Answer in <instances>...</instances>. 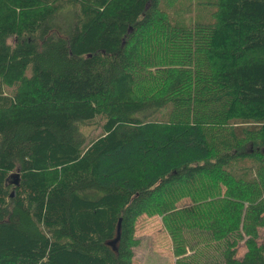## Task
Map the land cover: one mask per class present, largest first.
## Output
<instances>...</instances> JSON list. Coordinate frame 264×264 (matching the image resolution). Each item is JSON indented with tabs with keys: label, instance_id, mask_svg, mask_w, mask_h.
<instances>
[{
	"label": "trees",
	"instance_id": "16d2710c",
	"mask_svg": "<svg viewBox=\"0 0 264 264\" xmlns=\"http://www.w3.org/2000/svg\"><path fill=\"white\" fill-rule=\"evenodd\" d=\"M165 1L0 0V264H133L154 213L175 264H264L260 219L232 232L221 189L264 147V0L196 25Z\"/></svg>",
	"mask_w": 264,
	"mask_h": 264
},
{
	"label": "rangeland",
	"instance_id": "374dc122",
	"mask_svg": "<svg viewBox=\"0 0 264 264\" xmlns=\"http://www.w3.org/2000/svg\"><path fill=\"white\" fill-rule=\"evenodd\" d=\"M216 0H166L162 3L161 10L167 15L172 24L183 22L187 25L214 23V15ZM194 59V58H193ZM198 60V58H195ZM207 61V60H205ZM217 63L212 61V66ZM191 69L194 66L190 67ZM257 111H250V119L256 124V120L262 119L261 114ZM259 115V116H258ZM257 118V119H256ZM252 124L253 122H249ZM104 124L103 117L98 116L94 121L81 126L86 143L97 139L102 133ZM258 137L249 139L246 143H242L238 150L244 153H253L252 158H247L238 162L234 170V175L248 172L243 176L241 183H228L223 189H227V199L229 198V209L224 223L229 220L233 232V223H236L238 214L246 216V226L255 228V216L260 219L261 227H257L258 240L260 243L264 241V147L260 144ZM240 176V175H239ZM227 199L225 201H227ZM232 203V204H231ZM235 211L230 215V211ZM236 211L238 214H236ZM236 220H233L235 219ZM242 222V221H240ZM238 222V223H240ZM228 237V238H227ZM231 239V234L227 236ZM134 247H133V264H175L178 259L174 253L172 239L169 231L164 224L160 214H143L136 219L134 226ZM192 252H196L194 249ZM244 250L238 248L236 253L238 257H242ZM191 252L187 250L181 254V258L188 257Z\"/></svg>",
	"mask_w": 264,
	"mask_h": 264
},
{
	"label": "water",
	"instance_id": "95a60500",
	"mask_svg": "<svg viewBox=\"0 0 264 264\" xmlns=\"http://www.w3.org/2000/svg\"><path fill=\"white\" fill-rule=\"evenodd\" d=\"M14 177H15L14 184H16V185H17V181H18L17 174H16V175H14ZM114 243H115V242H113L112 244H114Z\"/></svg>",
	"mask_w": 264,
	"mask_h": 264
}]
</instances>
